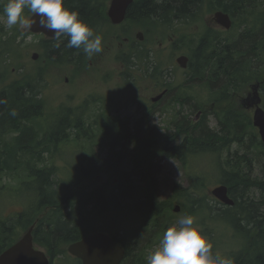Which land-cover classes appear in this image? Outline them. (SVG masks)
Returning <instances> with one entry per match:
<instances>
[{
  "label": "trees",
  "instance_id": "obj_1",
  "mask_svg": "<svg viewBox=\"0 0 264 264\" xmlns=\"http://www.w3.org/2000/svg\"><path fill=\"white\" fill-rule=\"evenodd\" d=\"M19 1L0 0V13H20ZM47 2L66 8L71 20L59 37L42 39L45 63L80 64L82 49L98 21L97 3L94 0ZM215 10L233 19L229 31L222 33L203 28L198 32H178L177 23H195L203 13ZM97 12L99 14V10ZM126 17L132 23H156L155 26L165 32L161 36L169 35V31L174 33L173 48L186 47L189 56L186 84L178 90L179 94L168 88L161 101L164 97L169 100L165 107L175 103L184 105L182 102L189 98L188 94L183 96L184 93L200 85L222 107L213 111L215 127H209L206 115L193 123L191 118L182 116L183 120L172 126L170 132L159 133L158 127L147 126L144 134H139L131 131L129 120L105 113L103 108L97 117L102 141L97 142L92 128L84 122L86 105L75 110L65 107L44 115L45 102L38 95L44 82L41 72L36 69L25 73L23 78L14 79L0 89V173H16L18 193L23 194L22 189H25L31 201L27 212L18 219L19 227L26 229L35 215L48 207L33 230V241L53 256L63 253V244L80 239L92 228L94 220L109 216L108 212L131 211L138 218V224L130 236L139 235L145 244L140 246L137 240L128 246L122 239L125 254L121 264H197L196 253L186 248L183 241L176 245L174 253L159 250L162 254H154L158 258L146 259V249L165 240L174 218L179 215L189 218L181 225L179 238H183V234L191 236L187 231L195 230L194 226L206 228L224 221L243 239L242 247L232 251L225 264H264V167L261 166V175L255 176L251 169L258 157L256 150L262 153L264 150L249 115L237 112L236 103L238 92L242 94L254 80H263L264 0H135L127 7ZM16 35L0 44V70L9 75L12 63L8 62V57L12 55L16 61L21 56L15 44ZM139 46H131L121 53L120 59L125 65L121 74L124 84L143 77L153 88L159 83L160 87H169L161 75L162 65L152 61L146 47L140 49ZM134 65L135 68H131ZM260 91L264 108V83ZM36 100L39 106L33 107ZM94 102L103 103L104 100L97 97L89 103ZM150 113L146 116L147 123ZM49 116L52 120L44 129H38L41 127L37 121L42 122ZM6 131L18 134L11 144L1 148V135ZM41 131L43 136H40ZM68 140L79 144L87 140L92 144L86 148L81 144V157H77L81 161L70 168V180L61 184L54 178V168L45 163L52 160L58 144ZM233 145L235 148L231 150ZM129 150L134 151L132 157L126 153ZM157 154L177 159L189 183L185 188L174 183L170 197L164 200L158 197L154 180L148 173L151 158ZM202 156L210 160L211 170L219 176L217 183L227 186L232 206L221 204L216 209L211 205L215 200L205 191L207 181L211 180L207 176H212L213 172L203 173L197 166L196 161ZM173 203L180 206L179 213L171 212ZM11 222V219L0 220V252L9 244L4 240L15 228Z\"/></svg>",
  "mask_w": 264,
  "mask_h": 264
},
{
  "label": "rangeland",
  "instance_id": "obj_2",
  "mask_svg": "<svg viewBox=\"0 0 264 264\" xmlns=\"http://www.w3.org/2000/svg\"><path fill=\"white\" fill-rule=\"evenodd\" d=\"M40 2L41 0H20V7L26 12L24 16H20L19 18L0 14V44L7 41L8 37L17 33L18 35L15 36V44L18 46L21 53L20 58L16 61L13 59L12 55L9 56V62L12 63V72L10 75L7 73L3 74L0 70V89L9 81L21 79L24 77L25 73H31L37 68L41 72L40 78L44 80L43 88L38 95L44 100L46 108H54L52 109V112H54L65 107L74 110L79 107L83 108V105H86L88 109L87 111H84V122L85 125L92 128V134L97 142L102 141L100 124L97 122V117L100 110L103 108H105V113L110 112L120 117V119L129 120L131 131L134 133L136 131L139 134H144L147 126L158 127L160 130H156L159 133H162L163 131L170 132L169 129L172 128V126H175L177 122L183 120L181 118L182 116H189L190 118L195 116V108L200 104V101L194 90L189 93L187 92L189 95L187 100L188 103L185 101V103H183L184 105L161 110V107L166 101L158 102L155 105L150 103V96L157 92L150 89V84L146 82L147 78L141 77L131 84L122 83L121 74L123 66L120 59L117 58L118 52L116 53L115 40H113L111 36L113 33L117 32V29L114 27L111 28L110 25L108 28H104V31L98 26L96 35L94 36V44L86 49V60L91 56H95L93 68L85 70L82 67L75 66L69 69L65 63H51L48 65L47 63H43L40 58L37 60H31L30 54L33 51H37L39 54H42L44 51L43 44H39L42 37L39 35L33 36L24 33L22 31V26L28 12ZM134 26L136 28L132 29L128 23L126 28L127 32L135 40V46L143 44L142 48H148V53L152 57V61H156L158 64L162 65L163 80L165 82L168 81L171 88L181 86L184 83L186 76L183 70L174 62L175 56L181 53L180 51H175L176 48H173L170 45L174 33L169 36H161L160 33L152 30L147 36L145 34V39L142 42H139L134 38L135 32L139 29L142 31L147 30L149 26H143L140 24H134ZM178 27V32H192L195 24L185 25L183 23H177L176 28ZM160 42L161 46L159 47L158 44ZM106 47H109V49ZM140 47L141 46H139V48ZM123 48L124 47H121V50ZM184 48L185 46L183 49ZM98 53H101L99 58H97ZM132 68H135V66H132ZM66 74L71 76V83H65L63 81ZM45 75H47V77H45ZM187 94L184 93L183 96H186ZM92 97H101L104 102H94L90 104L89 102ZM188 104H190V106ZM207 104H210V102L207 101L206 105ZM32 105L33 107L39 106L37 100ZM148 109L153 112L148 117L150 120L147 123L146 111ZM241 111L245 110L241 108ZM177 113L179 114L178 116ZM247 113L250 114L251 112L247 111ZM44 115H46V111L44 112ZM51 120L52 117L49 116L42 122L37 121L41 127L38 129H44ZM206 121L209 127H215L214 116L211 113L207 115ZM68 131L73 130L69 129ZM14 135L15 134L13 133H6L3 135L2 144L12 142ZM72 135L73 133L71 132L70 136ZM40 136H43L42 131L40 132ZM81 144L86 148L92 143L84 140V143L81 141ZM81 144L76 143L73 140L62 142L58 144L55 150H53L54 156L52 157V160H46L47 163L45 164L54 168V178L61 184L70 180V168L81 161L80 159H77V157H81L80 154H78L79 150L82 149ZM98 146L99 145L96 146V150L98 149ZM234 148L235 145L231 147V150ZM262 150H264L263 147ZM126 153H128V157H132L134 151L132 152L129 150ZM255 155H258V157H255L251 168L254 171V176L261 175V166L264 167V158L261 157L264 156V153L256 150ZM45 157L48 158L49 155L45 154ZM220 161L223 160L220 159ZM75 162L77 163L75 164ZM196 164L198 167L202 168L203 173H209L211 171V162L204 156L199 157ZM220 165L223 169L222 162ZM148 173L154 180L158 197L162 200L170 197L174 183L180 184L183 188L189 186L185 171L179 161L177 159L167 158L163 154H157L155 157L153 156L151 158ZM15 174L16 173L13 172L0 174V187L4 185V191H6L0 194V218L5 221L11 219V223L15 220V215L23 210L26 211L25 207L31 205L27 193H24L25 189H22L23 194H19L18 196V189L20 186ZM207 177L213 179L214 173L212 175L213 178H211L210 175ZM216 177L218 178L219 176L217 175ZM217 178L207 181V187L210 188L217 184ZM21 204L22 206H20ZM213 204L216 209L221 207V204L217 201H211V205ZM133 211L136 213L134 208ZM111 215H113L111 220L106 215L107 218L103 217L99 220L102 223L101 225L94 224L93 227L107 234L110 233L111 236L114 235L119 238L123 236L125 239L124 242L128 243L125 245L128 246L133 243L135 244L137 240L140 246L145 244L144 239L139 237V235L135 238H133L132 235H128L132 233L138 224V218L133 212L111 213ZM117 218L119 220H113ZM188 220L189 218L184 215L175 217L172 229L169 234L166 235L165 240L160 244L157 243L156 245L147 248L146 250L153 255L162 254L159 250L164 249L167 250V253H170L171 251L174 253L177 249L176 245L183 241L184 244L192 247L196 252L198 256L197 264H225L228 261L230 253L238 250L243 245V239L239 235L236 236L232 227L224 221L217 222L215 225L210 224L206 228L194 226L193 228L195 230L191 229V231H189L190 229H188L187 231V233H191V236H185V234H183V238H179L178 231L181 225ZM209 220L210 219L206 220L205 223L208 224ZM15 230L19 233V236L23 231L20 227L15 228ZM83 232H85V230ZM16 236L17 233H14L8 238V240L10 238L15 239ZM66 245L67 244H64L62 246L64 250L66 249ZM64 256H67V254L65 253ZM64 261L65 260H59L57 263H62Z\"/></svg>",
  "mask_w": 264,
  "mask_h": 264
},
{
  "label": "water",
  "instance_id": "obj_3",
  "mask_svg": "<svg viewBox=\"0 0 264 264\" xmlns=\"http://www.w3.org/2000/svg\"><path fill=\"white\" fill-rule=\"evenodd\" d=\"M132 1L133 0L111 1L108 17L112 23H120L123 20L125 9ZM204 20L208 25H216L224 30H228L232 25L229 16L219 10L206 15ZM67 21L68 18L64 11L58 10L57 12H53L50 6L43 5L29 17L26 22L25 30L32 33H43L46 37L51 38L61 34ZM136 37L142 40L143 34L138 32L136 33ZM37 57L38 54L36 52L31 54L32 59H36ZM176 62L180 67L184 68L187 63V57L180 56L176 59ZM258 86V83H254L250 86L251 92L247 94L245 106L247 108L255 106L252 115V123L258 128V134L264 145V111L259 106L260 98L257 92ZM162 95L163 92L152 98V100L156 101L161 98ZM208 193L226 205H233V200L228 196L227 187L223 184L214 186ZM179 209L180 207L178 204L172 207L174 213H177ZM33 227L34 224L29 226L17 242L0 254V264H49L45 253L33 247ZM68 252L80 258L82 264H118L124 254V249L117 245L109 235L103 232H93L70 244Z\"/></svg>",
  "mask_w": 264,
  "mask_h": 264
},
{
  "label": "flooded vegetation",
  "instance_id": "obj_4",
  "mask_svg": "<svg viewBox=\"0 0 264 264\" xmlns=\"http://www.w3.org/2000/svg\"><path fill=\"white\" fill-rule=\"evenodd\" d=\"M94 1H95V3H97V0H94ZM107 4H108V0H101L100 4H97V8L99 9L100 16H99V14H98V12H97L98 10H97V11H96V14H97V17H98V21H97V23H96V25H95L96 28L94 27V28H95V29L93 30L94 32L91 31V33H90L91 37L88 39L87 42H85L84 48H85V46L88 44V42H89L92 38H94V36L96 35L95 33L97 32V28H98V26H100V24H101V17H103V19H104V22H103V28H101L102 31H104V27H105V25L107 24V22H108V24H109L110 26L114 27L112 24L109 23V21H108V19H107V16H106ZM118 27H120V26H118ZM118 35L123 37L124 41L126 42V44H127L129 47L134 43V40L132 39L131 35L127 32V28L119 29L118 33H114V34H112L111 36H112V38H114V37H118ZM125 35H127V36H125ZM119 45L122 46L121 43H120ZM84 48H83L82 50H84ZM106 48L109 49V47H106ZM93 64H94V61H93V60H87V65H88V66H92ZM69 66H70V68H73V67H75V64H74V63H69ZM70 80H71V76H70V75H66V76L64 77V82H69ZM185 80H187V76L185 77ZM153 87H154V86H153ZM156 87H157V89L159 88L158 91L163 90V89H165V88L168 89V87H160V83H159L158 85H156L155 88H156ZM180 88H181V86H176V87H173L172 89H174L175 92L178 93V90H179ZM169 90H170V88H169ZM160 101H161V100H160ZM186 102H187V101H186ZM182 103H185V101L182 102ZM187 103H188V102H187ZM192 110H193V108H192ZM200 110H201V109H200ZM200 110L198 109V113H200L199 117L202 116V111H200ZM151 114H152V113H151ZM199 117H198V118H199ZM188 118H190V117L188 116ZM149 120H150V118H149ZM190 122L192 123V118L190 119ZM120 244H121V246H123V248H125V246H124L122 243H120ZM72 261H73L74 264H80V262L77 261V260H75V259H72ZM51 264H54V261H53V260H51ZM119 264H121V262H120Z\"/></svg>",
  "mask_w": 264,
  "mask_h": 264
},
{
  "label": "bare ground",
  "instance_id": "obj_5",
  "mask_svg": "<svg viewBox=\"0 0 264 264\" xmlns=\"http://www.w3.org/2000/svg\"><path fill=\"white\" fill-rule=\"evenodd\" d=\"M94 32V31H93ZM96 34V33H95ZM162 75V74H161ZM27 89V88H26ZM29 89V88H28ZM80 126V125H79ZM170 130V129H169ZM139 176V175H138ZM64 186V185H63ZM69 191V190H68ZM67 192V191H66ZM29 195V194H28ZM244 198V197H243ZM245 200V199H244ZM245 202V201H243ZM30 208V207H29ZM31 209V208H30ZM133 211V210H132ZM104 215V214H103ZM107 215V214H106ZM227 215V214H226ZM99 217V216H98ZM103 217V216H102ZM235 217V216H234ZM184 228V227H183ZM130 237V236H129ZM131 240V239H130ZM182 240V239H181ZM133 242V241H132ZM130 244V243H129ZM131 245V244H130Z\"/></svg>",
  "mask_w": 264,
  "mask_h": 264
}]
</instances>
